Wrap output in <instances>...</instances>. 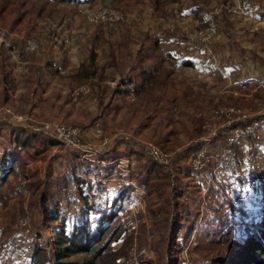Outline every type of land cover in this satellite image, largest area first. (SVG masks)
I'll return each instance as SVG.
<instances>
[{
  "label": "rangeland",
  "instance_id": "374dc122",
  "mask_svg": "<svg viewBox=\"0 0 264 264\" xmlns=\"http://www.w3.org/2000/svg\"><path fill=\"white\" fill-rule=\"evenodd\" d=\"M75 26L119 32L101 41L113 56L127 58L124 41L137 45L127 51L135 60H162L164 84L132 99L125 87L112 109L100 107L88 83L44 63L59 30ZM0 32V165L14 164L0 175V264H34L36 250L53 260L47 214L97 223L100 207L118 208V264H228L264 203V0H0ZM173 36L180 65L160 53ZM107 85L112 97L118 81ZM79 86L89 91L73 97ZM16 127L38 135L21 148Z\"/></svg>",
  "mask_w": 264,
  "mask_h": 264
},
{
  "label": "trees",
  "instance_id": "16d2710c",
  "mask_svg": "<svg viewBox=\"0 0 264 264\" xmlns=\"http://www.w3.org/2000/svg\"><path fill=\"white\" fill-rule=\"evenodd\" d=\"M59 1L84 2L89 0ZM3 47L5 48L6 53L8 47ZM35 55H37V53L30 54L29 58H33L35 57ZM140 59L142 60V58ZM92 61L93 58L91 57L90 62ZM0 63L3 65L1 61ZM187 63L188 64L186 65H193V62ZM161 70L164 69H162L160 63L158 67H152L150 69L149 67L148 69L140 67L139 75L143 79L141 82H139V85L137 84L138 91L139 89L145 91L147 87L150 88L158 83L164 84L162 82L161 76L160 80L158 78V73H160ZM82 72H84V75L86 76H96L91 71L90 65L84 66ZM8 73L9 70H6V75ZM4 78H6V76L2 74V76H0V80L4 81ZM27 79L33 81V78L31 79L28 77ZM129 79L130 77L124 81H128ZM16 128L20 132H17V134L13 137V140L17 143V146L21 148L30 145L33 141V138L38 135L33 131L27 132V129L22 127ZM49 141L53 144L58 143V141L55 139H50ZM7 155L8 153L4 154V157L1 158L2 164L6 161L5 157ZM4 165L5 164L0 165L1 177H4L8 171H12V169L14 168V164H10L9 166ZM76 179L79 182H83L81 178L76 177ZM81 194L89 206L92 203V207L90 206L89 208L95 207L94 205L96 204L90 201V196H92L93 194H91L90 192L85 193L84 191H81ZM43 200L45 201L46 197H44ZM44 206L46 208L48 207V204H45ZM98 209L99 210L97 211V214H101L99 215V219L95 218L97 220V223L95 222V220H92V222L89 223V219L87 220V217L83 216L82 221H76L72 226H69L66 218H61L60 214H58L57 212L54 213L55 216L47 214V217H51L57 222L55 228L52 229V231L54 232V236L51 239V243H53L55 246V258L52 260V258L47 256L49 258V261L45 262L44 255L40 250H36L34 264H118L116 262L118 258L117 255L118 252L121 251L115 250L111 246V242L116 241L121 235L119 223L117 222L118 224L115 227L112 226V223L119 217V213L117 210L118 208H115L114 210L111 209L110 211H108L105 207H100ZM261 209L262 214L259 216V218L257 217L254 222V231H252L249 235H245L243 237L242 243H240L236 247L235 251L231 252L233 253V255L228 264H264V203L262 204Z\"/></svg>",
  "mask_w": 264,
  "mask_h": 264
},
{
  "label": "crops",
  "instance_id": "0c3cea01",
  "mask_svg": "<svg viewBox=\"0 0 264 264\" xmlns=\"http://www.w3.org/2000/svg\"><path fill=\"white\" fill-rule=\"evenodd\" d=\"M116 29V28H114ZM66 30L62 31L59 30V37H57V41L53 43L54 45V51L50 52L48 55L52 58L53 60H46L47 56L44 57V63L47 65L48 69L54 73L60 74L61 72L66 73L67 75L73 76V78L77 79L78 81H82L84 83H88L92 88H91V93H92V98H98L97 104L102 107L108 105V108L112 109V106H115L116 103H119L118 100L119 98H116L118 95L120 97H123L125 95V90H126V83L130 80H135L136 85H139V82L142 81V77L138 75L137 73L139 72V68L144 66L146 62L147 65H145L144 69H149L152 67H158L159 63H161L162 60H158L156 58V66L152 65L151 62L147 61L146 58L144 59H139L135 60L133 54L129 55L128 49H133L136 48L137 45H131V43H128V45H122L125 42H119V49L122 51L121 55L125 53L126 57L123 56H118L117 50L115 51L116 56H113L109 50L108 47L109 45H102L101 41L103 39H111L113 40V37L118 40L121 39L120 33L119 32H113L109 30V28L103 27L102 29L97 28L95 26H75L68 32V34L65 33ZM64 32V33H62ZM94 32V33H93ZM113 32V33H112ZM97 35L93 36L90 34H95ZM122 33V32H121ZM82 37V38H80ZM95 37V38H94ZM174 38L171 39V44L168 48V41L169 40H162V46L160 49V53L162 58H165L167 56V59L169 62L173 63V61L177 64L180 65L181 60L179 55L178 49L175 47L176 45V40L177 38L173 36ZM43 38L41 39V43H45V40L42 41ZM78 42V45L76 47H73V43ZM47 42V41H46ZM84 42V43H83ZM100 42V44H97ZM110 44V43H109ZM94 45L95 52L97 54H93L92 58L93 61L90 62V47ZM80 46V48H78ZM116 45H114V48ZM81 49V55H79V59H75V55L79 52ZM104 49L107 51V55L105 57H102L100 55V50ZM158 53V52H157ZM62 56L64 59H60L59 57ZM43 57V55H42ZM42 57L35 58V60L32 62L33 64V69L31 74L32 75H39L41 72V62H42ZM192 58V56H191ZM126 59L129 60V62H126ZM46 60V61H45ZM122 61V62H119ZM141 62V63H140ZM140 63V64H139ZM54 64V65H53ZM141 64H143L141 66ZM184 64V63H183ZM90 65V69L93 72L95 77L93 76H86L84 75V72H82L84 66ZM168 65V64H166ZM230 66V64H227ZM119 68L117 69V67ZM174 67V66H173ZM37 69L36 73L35 70ZM60 69V70H59ZM44 73L46 72V68H43ZM135 75V76H134ZM17 76V75H16ZM20 76H17L19 78ZM130 77L128 81L127 80ZM17 78H14L15 80H19ZM108 80H117L118 85L117 88L114 89V94L110 95L109 92V86L107 85ZM124 81V82H123ZM45 83V80L43 81ZM101 87V90H100ZM38 88V87H37ZM107 89V90H106ZM40 92L45 91L44 88H38ZM100 90V92H99ZM106 91V92H105ZM122 91L124 93L122 94ZM99 92V95H98ZM158 92V87L157 86H152L150 88H146L145 91L140 90L141 95H151L150 93L156 94ZM51 94V93H50ZM53 99H56L60 97L59 94H51ZM74 97V96H73ZM119 97V96H118ZM116 98V99H115ZM126 99V97H125ZM68 101L67 98H65V101L62 100V102L65 104ZM77 102V101H76ZM84 106H81V108Z\"/></svg>",
  "mask_w": 264,
  "mask_h": 264
},
{
  "label": "built area",
  "instance_id": "2783aa9c",
  "mask_svg": "<svg viewBox=\"0 0 264 264\" xmlns=\"http://www.w3.org/2000/svg\"><path fill=\"white\" fill-rule=\"evenodd\" d=\"M120 15H116V18L118 19ZM102 17L101 15V11H99L97 14H95L92 19H98ZM89 19H90V14H89ZM0 38H2V34L0 32ZM1 41V40H0ZM28 42L27 44H25V48L27 50H34L37 46H38V43H37V40L35 38H28L27 41ZM19 68L21 70H27V67H24L23 65H18ZM126 87L127 89L129 90L128 91V96L130 99H132L133 97H135V94H136V81L133 79V80H130L126 83ZM89 91V88L87 86H79V87H76L75 89L72 90V95L73 96H77L81 93H86ZM230 110H235V108L233 107H230L229 108ZM48 127V126H47ZM58 131H61L62 134L65 132L66 130V127L65 126H58ZM252 130V128H247V133H250V131ZM211 156H214V155H211Z\"/></svg>",
  "mask_w": 264,
  "mask_h": 264
}]
</instances>
